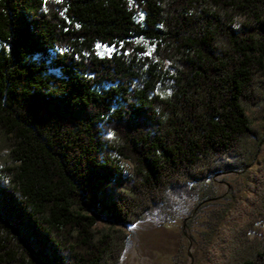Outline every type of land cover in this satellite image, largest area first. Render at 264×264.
Here are the masks:
<instances>
[{
    "label": "trees",
    "instance_id": "16d2710c",
    "mask_svg": "<svg viewBox=\"0 0 264 264\" xmlns=\"http://www.w3.org/2000/svg\"><path fill=\"white\" fill-rule=\"evenodd\" d=\"M258 110L264 0H0V264H120L127 226L251 167ZM206 224L205 264H264V159Z\"/></svg>",
    "mask_w": 264,
    "mask_h": 264
},
{
    "label": "rangeland",
    "instance_id": "374dc122",
    "mask_svg": "<svg viewBox=\"0 0 264 264\" xmlns=\"http://www.w3.org/2000/svg\"><path fill=\"white\" fill-rule=\"evenodd\" d=\"M136 43L142 45L148 54L155 50V46L147 40L139 39ZM96 50L100 57H109L118 51L114 46L102 44H99ZM254 118L257 126L264 123V114L260 110L255 112ZM258 143L251 167L215 177L214 192L217 199L211 205L197 207L200 187L192 186L172 195L167 204L155 210L146 219L127 226L130 236L120 264H205L207 240L213 233L206 224L210 213L232 208L237 201L247 196L249 182L264 159L262 128L261 140ZM188 223L190 228L187 227ZM184 229L187 236L184 235ZM190 235L195 238L194 241ZM189 239L192 240L191 250Z\"/></svg>",
    "mask_w": 264,
    "mask_h": 264
},
{
    "label": "water",
    "instance_id": "95a60500",
    "mask_svg": "<svg viewBox=\"0 0 264 264\" xmlns=\"http://www.w3.org/2000/svg\"><path fill=\"white\" fill-rule=\"evenodd\" d=\"M184 235L187 236V231H186V229H184ZM189 241H190V250H191V248H192V240L189 239ZM189 255H190V257H191V254H189Z\"/></svg>",
    "mask_w": 264,
    "mask_h": 264
}]
</instances>
